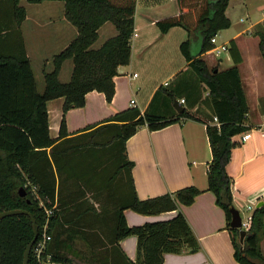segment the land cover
Here are the masks:
<instances>
[{
  "label": "trees",
  "instance_id": "trees-1",
  "mask_svg": "<svg viewBox=\"0 0 264 264\" xmlns=\"http://www.w3.org/2000/svg\"><path fill=\"white\" fill-rule=\"evenodd\" d=\"M22 1L0 0V213L18 209L35 218L39 237L29 264H41L34 250L47 223L49 239L42 258L50 255L58 264H74L65 253L69 240L60 239L66 230L59 233L57 225L61 216L60 198L59 206L55 205L62 178L74 185L80 181V235L98 234L96 229L103 228V243L109 245L111 264H163L168 254L198 251V240L181 212L171 220L137 227L128 226L124 212L132 210L150 216L177 211L181 206L191 205L203 193L196 187H187L139 200L132 178L134 164L128 160L126 149L128 140L144 126L159 131L188 120L200 122L190 110L202 102V87L208 91L205 103L210 115L217 119L214 125L205 123L212 152L207 191L214 194L216 204L225 212L236 261L264 264L260 248L264 207L254 210L243 243L239 230L230 227L233 179L227 166L233 149L240 145L234 139L250 130L247 126L250 107L239 71L243 60L233 41L229 48L234 62L231 68L209 70L203 58L214 48L213 39L231 27L226 15L231 0H178L180 13L159 20L156 26L161 34L177 27L186 30L188 36L181 43L180 52L188 63L187 69L155 93L144 113L137 108L125 110L72 138L64 119L68 111L84 107L90 92L103 93L108 103L114 98V79L119 68L131 60L137 0H25L31 4L63 2L66 19L78 31L77 38L54 56L53 70L44 73L43 92L38 90L26 51L21 27L27 15L20 8ZM106 23L115 27L117 35L95 49L93 45ZM255 35L264 59V27L257 26ZM68 60L74 66L72 76L68 83H62L60 71ZM59 98L65 100L64 116L54 140L50 136L47 104ZM181 100L185 103L187 100L189 107L178 114L174 102ZM261 109L264 115V100ZM25 186L27 195L21 197L20 189ZM89 195L101 200L98 208ZM66 203L75 206L76 200L72 198ZM47 211H53L52 215L47 216ZM129 236L138 238L135 262L119 246L120 240ZM33 240L29 216L0 220V264H23L26 248Z\"/></svg>",
  "mask_w": 264,
  "mask_h": 264
},
{
  "label": "crops",
  "instance_id": "crops-1",
  "mask_svg": "<svg viewBox=\"0 0 264 264\" xmlns=\"http://www.w3.org/2000/svg\"><path fill=\"white\" fill-rule=\"evenodd\" d=\"M235 1L238 0L230 1L226 11L231 27L217 35L214 45L220 43L226 46L228 51L224 53L230 54V43L235 42L243 60L239 71L250 107L247 122L250 130L246 133H251V138L233 149L227 166L228 175L233 179L234 208L241 213L247 212L249 206L255 208L258 202L264 200V115L261 109L264 100V59L260 52V40L255 35L257 26L264 27V0H261L263 11L260 18L251 21L252 11L249 13L247 8L245 16L250 24L241 26L237 23L239 28L235 26L238 21L234 10L242 12L251 0H243L240 5ZM43 3L37 4V7ZM234 3H238L237 8H234ZM52 5L50 14L44 15L42 10L36 8L32 15L27 14L22 24L28 57L30 54L55 56L64 51L78 34L65 17V4L52 2ZM179 13L178 0H137L134 27V35L137 36L131 42L130 63L120 67L119 75L114 79V98L108 103L103 93H88L84 107L66 113L69 138L79 136L85 128L101 125L125 110L137 108L144 113L149 109L155 93L187 69L188 63L180 52V45L188 36L186 30L177 27L167 34H161L156 26L159 20ZM239 22L244 23L245 20L240 18ZM108 27L111 36L107 40L117 35L111 23H106L99 35ZM72 35H76L73 40ZM107 40H102L101 45L95 49ZM213 54L215 51L211 50L203 55L211 67L212 63L217 62L219 71H224L234 65L231 55L224 60L216 55V58H211ZM45 62L49 64L50 59L46 58ZM70 67L68 76L60 74L62 83L70 81L74 66ZM64 102L63 98H59L47 104L50 136L54 140L59 135ZM197 110L198 107L190 110V113L194 115ZM196 117L201 121L175 123L159 131H151L144 126L128 140L126 149L128 160L134 164L132 178L139 200L160 197L187 187H196L203 193L191 205L181 206L177 211L145 216L126 210L124 215L130 227L168 221L180 212L184 215L198 240L199 249L195 253L185 251L182 254H168L163 264H239L234 257L235 250L225 212L216 204L214 194L207 191V172L212 152L205 123L214 125L215 119L211 116L205 119ZM238 140L239 137L234 139ZM61 181L55 207L62 203L58 210L61 216L57 225L59 233L66 230L60 239L69 240L66 256L74 264H111L109 245L103 243V228L96 229L98 234L87 231L90 235H80V181L76 185L64 178ZM72 198L76 200L75 206L66 203ZM119 246L130 261H136V236L120 240ZM260 248L264 256V237L260 241Z\"/></svg>",
  "mask_w": 264,
  "mask_h": 264
},
{
  "label": "rangeland",
  "instance_id": "rangeland-1",
  "mask_svg": "<svg viewBox=\"0 0 264 264\" xmlns=\"http://www.w3.org/2000/svg\"><path fill=\"white\" fill-rule=\"evenodd\" d=\"M242 1L243 0H238V1H235V2H239V5H240ZM249 2L250 3L248 5V7L246 6L242 10V12H240L239 10H236V9L234 10V12H236L235 13L236 14V19H237L236 21H238V22H236V25H235L236 28H239L238 24H240L241 26H248L250 24V22L247 21V18L245 16L246 12H247V8L249 9V13L252 11V13H251V21H255V19L260 18L261 14H262V11H263V9L261 7V0H251ZM58 3L63 4V2H58ZM236 4H238V3H234V8H237ZM52 7H53L52 2H45V3H43V5L41 7H37V4H31V3H29V2H27L25 0L20 3V8L25 10L26 15L27 14H29V15L31 14L32 15L37 10L36 8H39L40 10H42L43 12H41V13H43L44 15L45 14H50V11H52V9H51ZM240 18H243L245 20V22L244 23H240L239 22ZM100 34L101 35H99V37H101V38L97 42V44L93 45V48L99 47L101 45L102 40L105 41V40L108 39V37L111 36V32L109 31V27L106 28L105 30H103V32L101 31ZM75 36L76 35H74V36L72 35L71 36L72 37L71 40H73L74 39L73 37H75ZM77 36H78V34H77ZM77 36L75 37V39L77 38ZM73 41H71V42H73ZM216 46L221 47V44L218 43ZM229 55H230L229 53H222V55L220 57H221V59L225 60L226 58L229 57ZM29 57L31 59V65H32V68H33V71H34V74H35L36 81H37L38 90L40 92H43V89H44V73L45 72H50V71L53 70L54 67H53V64H52V60H53L54 56H40V55L30 54ZM46 58L50 59V63L49 64H47V62H45ZM211 58H216V57L213 54V56H211ZM68 61H70L71 63H67V64L64 63L62 68H61V71H60V74L63 77H66V76L69 75L70 68H71L70 66H73V65H70V64H72V60H68ZM207 64H208L209 70L216 69V70L219 71V69H220V67L217 65V62L212 63L213 64L212 67H211V65H209L208 62H207ZM59 79H60V75H59ZM201 91H202V102L198 105V110L196 112H194V115L195 116H200L201 118L205 119L206 117L209 118L211 116L210 112L208 110L209 107L205 103L206 102L205 100L208 98V91L204 87H202ZM186 106L189 107V104H188L187 100H186V103L184 105V107L187 109ZM64 119H65V121L67 120L66 114L64 116ZM53 134H54V132H53ZM68 134H69V132H68ZM25 188H27V187L26 186L22 187V189H25ZM89 199L91 200V203H93L95 205V207L98 208L100 206L101 200L100 201H96V200L92 199V196H90V195H89ZM240 214H241V217H242V219L244 221H246L247 218L249 217V213L248 212H241Z\"/></svg>",
  "mask_w": 264,
  "mask_h": 264
},
{
  "label": "water",
  "instance_id": "water-1",
  "mask_svg": "<svg viewBox=\"0 0 264 264\" xmlns=\"http://www.w3.org/2000/svg\"><path fill=\"white\" fill-rule=\"evenodd\" d=\"M174 109L177 111L178 114H182L186 110V108L184 106H182L178 101L174 102ZM26 195H27L26 190L21 188L20 189V196L26 197ZM27 202L30 203L29 200ZM262 207H264V200H261L260 202H258V204L255 206V209H260ZM21 215L29 216L32 220V223H33L34 240L27 246L25 254H24V261H23V264H29L30 254L33 250V247H34L38 237H39V226L37 225L35 218L28 211L17 209V210L5 211V212L0 213V220L5 219L7 217H11V216H21ZM230 227L233 229L239 230L241 242L243 243V241H244V239L248 233L246 231L242 230V217H241L240 212L236 208L232 209V220L230 223Z\"/></svg>",
  "mask_w": 264,
  "mask_h": 264
},
{
  "label": "built area",
  "instance_id": "built-area-1",
  "mask_svg": "<svg viewBox=\"0 0 264 264\" xmlns=\"http://www.w3.org/2000/svg\"><path fill=\"white\" fill-rule=\"evenodd\" d=\"M136 36H137L136 34L133 35L132 39H133L134 37H136ZM214 41H215V39H213V44H214ZM212 50H214V51H215V55H216L217 57H219V56L222 55V53L228 51V48H227L226 46H224V45L221 46V47H216V46L214 45V48H213ZM135 77H137V75H135ZM132 104L134 105L135 102L133 101ZM180 104H181L182 106H184V105H185V101H184V100H181V101H180ZM215 123H217V119H215ZM250 138H251V133H244V134H242V135L239 137L238 142H239L240 144H244V143H246ZM254 210H255L254 207H251V206L247 207V212L249 213V217L247 218L246 221H244V220L242 219V230H244V231H246V232H248L249 229L251 228L252 217H253V212H254ZM52 212H53V211H47V212H46L47 216H51V215H52ZM47 224H48V223H47ZM47 224H46L45 227H44V231H43V234H42V238H41V240L39 241V243L37 244V246H36V248H35L34 251H35V254H36V256H37V259L41 262V264H58V263H56V262H53L52 257H51L50 255L47 256V257L44 258V259L42 258V254H43V252H44V250H45V247H46V242H47L48 239H49V237H48L47 234H46Z\"/></svg>",
  "mask_w": 264,
  "mask_h": 264
}]
</instances>
